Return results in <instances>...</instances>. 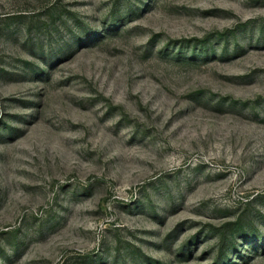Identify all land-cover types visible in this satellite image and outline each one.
Returning a JSON list of instances; mask_svg holds the SVG:
<instances>
[{"label": "rangeland", "instance_id": "374dc122", "mask_svg": "<svg viewBox=\"0 0 264 264\" xmlns=\"http://www.w3.org/2000/svg\"><path fill=\"white\" fill-rule=\"evenodd\" d=\"M0 264H264V0H0Z\"/></svg>", "mask_w": 264, "mask_h": 264}]
</instances>
